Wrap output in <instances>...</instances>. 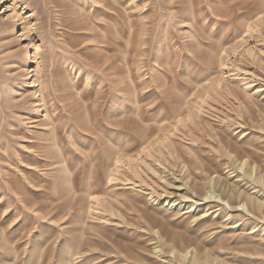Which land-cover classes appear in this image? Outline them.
Here are the masks:
<instances>
[{
    "label": "rangeland",
    "instance_id": "374dc122",
    "mask_svg": "<svg viewBox=\"0 0 264 264\" xmlns=\"http://www.w3.org/2000/svg\"><path fill=\"white\" fill-rule=\"evenodd\" d=\"M0 264H264V0H0Z\"/></svg>",
    "mask_w": 264,
    "mask_h": 264
},
{
    "label": "bare ground",
    "instance_id": "6f19581e",
    "mask_svg": "<svg viewBox=\"0 0 264 264\" xmlns=\"http://www.w3.org/2000/svg\"><path fill=\"white\" fill-rule=\"evenodd\" d=\"M200 99V98H199Z\"/></svg>",
    "mask_w": 264,
    "mask_h": 264
}]
</instances>
